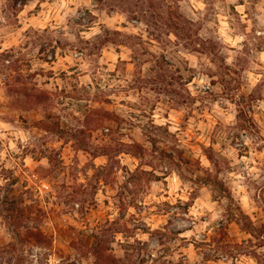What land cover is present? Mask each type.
Returning <instances> with one entry per match:
<instances>
[{
	"label": "rangeland",
	"instance_id": "1",
	"mask_svg": "<svg viewBox=\"0 0 264 264\" xmlns=\"http://www.w3.org/2000/svg\"><path fill=\"white\" fill-rule=\"evenodd\" d=\"M0 264H264V0H0Z\"/></svg>",
	"mask_w": 264,
	"mask_h": 264
},
{
	"label": "built area",
	"instance_id": "2",
	"mask_svg": "<svg viewBox=\"0 0 264 264\" xmlns=\"http://www.w3.org/2000/svg\"><path fill=\"white\" fill-rule=\"evenodd\" d=\"M80 15L84 18V20L86 19L85 17H86L87 14L85 12L84 13H81ZM52 57L53 56L51 55L50 58H52Z\"/></svg>",
	"mask_w": 264,
	"mask_h": 264
}]
</instances>
